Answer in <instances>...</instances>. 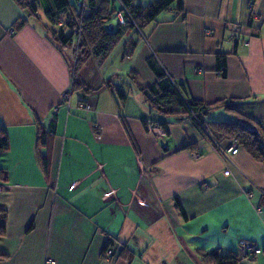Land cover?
Returning <instances> with one entry per match:
<instances>
[{
  "label": "crops",
  "instance_id": "0c3cea01",
  "mask_svg": "<svg viewBox=\"0 0 264 264\" xmlns=\"http://www.w3.org/2000/svg\"><path fill=\"white\" fill-rule=\"evenodd\" d=\"M27 1L35 11L0 0V264H213L200 255L212 250L235 257L226 264H264V164L240 147L227 159L190 118L152 112L127 75L153 83L144 67L153 58L191 98L214 105L205 119H236L218 105L232 103L264 126V0H182L181 12L172 4L105 60L87 59L78 73L88 92L71 90L72 49L52 39L45 15L52 1ZM149 121L164 122L166 136L147 132ZM39 126L50 133L38 149ZM239 238L263 252L241 257Z\"/></svg>",
  "mask_w": 264,
  "mask_h": 264
},
{
  "label": "trees",
  "instance_id": "16d2710c",
  "mask_svg": "<svg viewBox=\"0 0 264 264\" xmlns=\"http://www.w3.org/2000/svg\"><path fill=\"white\" fill-rule=\"evenodd\" d=\"M22 8H28L35 11V6L27 0H16ZM53 8L45 11V15L52 25L50 29L52 39L60 47H72L75 39V30L80 25L79 40L76 47L74 64L72 65V86L71 90L89 91L79 77V70L88 58L93 57L97 60H105L119 41L131 31L140 32L148 23L154 21L163 11L169 9L175 3V10H183L182 0H154L151 3L140 6L134 5L132 0H101L99 6H96L93 0L78 1L79 10H75L69 5V0H51ZM117 3V5H116ZM116 11L123 12L125 21L123 24L111 23V17ZM63 14L66 15L63 18ZM62 20L63 25L57 26V21ZM23 21H18L16 28H19ZM108 24H112L110 29ZM135 42H130L129 47L124 49V54H130ZM218 70H221L220 76L224 75L225 59L224 55L218 56ZM146 63L154 76V82L151 84L140 83L137 79V73L133 70L128 72V77L136 82L138 90L142 94L145 102L149 105L152 112L162 117H172L175 120L190 118L197 129L204 137L211 134L212 141L217 137L225 138L229 141H235L240 148H243L252 158L264 164V126L257 121L238 114L234 104L218 103L224 110L236 114L234 120H216L205 119L209 110L214 105L204 104L201 101L191 98L186 92L183 84L174 82L155 62L153 58H147ZM106 86L111 88V78L105 82ZM120 99L125 98L121 89L115 88ZM167 134V127L164 122H158ZM50 133L43 127H38L36 137V146L39 149L46 142ZM209 138V137H208ZM217 140V139H216ZM191 144L186 146L190 148ZM8 150V138L6 130L0 126V153ZM41 165L44 167L47 163V156L38 155ZM0 236L5 232L4 210L0 209ZM124 251L122 252V254ZM205 261L213 264L234 263L235 257L219 256L215 250L206 253H200ZM2 257L0 256V259Z\"/></svg>",
  "mask_w": 264,
  "mask_h": 264
},
{
  "label": "built area",
  "instance_id": "2783aa9c",
  "mask_svg": "<svg viewBox=\"0 0 264 264\" xmlns=\"http://www.w3.org/2000/svg\"><path fill=\"white\" fill-rule=\"evenodd\" d=\"M85 2V0H83ZM119 3L121 4V1L118 0ZM249 8L252 7V3H249ZM123 12L121 11H116V13L114 14V17L116 19V22L123 24L125 21V18L123 16ZM63 25V21L62 20H58L57 21V26H62ZM13 31L10 30L9 33H12ZM75 32L77 33L75 36V39L73 40L72 43V51L76 50L77 47V43L79 40V33H80V25H78V28L75 30ZM206 32H208V30H206ZM72 59L75 60V55H72ZM198 69H195V71H197ZM216 73L220 76L221 74V70H217ZM70 92H64L61 95V100L64 104H66V106H68L69 103V98H70ZM78 108L80 109H90V105L86 104V103H79L77 105ZM53 111L56 110V108L52 109ZM146 131L149 132L150 134H152L155 137H164L166 136L165 130L164 128L158 123V122H151L149 121L146 124ZM208 137L212 139L211 134H208ZM214 146L216 147V149L219 150L220 153H222V155L225 156V158L229 159L231 158V156L235 155L238 151H239V145L235 142V141H229L228 145L226 147H222L220 146L217 142H213ZM229 172V170L224 171V174L227 175ZM204 186H206L207 184H203ZM245 196L247 198H251L252 194L251 192L247 191L245 193ZM256 212L260 213L261 209L259 207H255ZM238 246H239V251H240V255L241 257L247 258V257H253L256 255H259L263 252V249L259 246H257L255 243L250 242L248 240L239 238L238 239ZM104 256H108V251H105ZM54 261L52 260H46L45 264H53Z\"/></svg>",
  "mask_w": 264,
  "mask_h": 264
},
{
  "label": "rangeland",
  "instance_id": "374dc122",
  "mask_svg": "<svg viewBox=\"0 0 264 264\" xmlns=\"http://www.w3.org/2000/svg\"><path fill=\"white\" fill-rule=\"evenodd\" d=\"M112 24H113V21H112ZM143 33V32H142ZM142 34H139V36H141ZM68 49H70L69 47H67ZM71 50V49H70ZM76 54V51H72V55H75ZM155 62L157 63V60H155ZM70 64H71V66L74 64V60L72 59V57L70 58ZM146 65H147V63H146ZM144 66V67H146L145 69L147 70V69H149V67H148V65L147 66ZM148 67V68H147ZM150 70V69H149ZM151 72V71H150ZM152 73V72H151ZM142 76H143V73H142ZM229 120H233V119H231V117H229L228 118Z\"/></svg>",
  "mask_w": 264,
  "mask_h": 264
},
{
  "label": "water",
  "instance_id": "95a60500",
  "mask_svg": "<svg viewBox=\"0 0 264 264\" xmlns=\"http://www.w3.org/2000/svg\"><path fill=\"white\" fill-rule=\"evenodd\" d=\"M112 27V24H108L107 28L110 29Z\"/></svg>",
  "mask_w": 264,
  "mask_h": 264
}]
</instances>
